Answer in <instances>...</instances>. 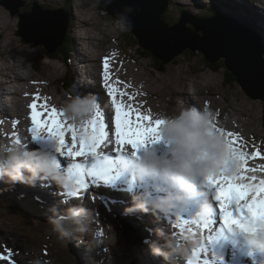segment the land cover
I'll return each mask as SVG.
<instances>
[{
  "label": "snow or ice",
  "instance_id": "snow-or-ice-1",
  "mask_svg": "<svg viewBox=\"0 0 264 264\" xmlns=\"http://www.w3.org/2000/svg\"><path fill=\"white\" fill-rule=\"evenodd\" d=\"M102 79L114 109V116H109L108 122H105V112L101 105L97 104L92 118L82 122V127H77L75 123H68L60 109L49 105L47 98H44V103H38L41 97L37 95L29 104L31 141H55L56 153L68 161L70 166L66 173L74 182L76 190L67 191L66 196L79 198L92 187H114L123 177L128 191L138 187L140 192L155 197V200L180 197L175 199L170 211L158 212L159 216L170 217L181 202H186L187 193L191 191L177 189L157 174L138 178L133 167L149 145L162 139L160 130L166 121L154 119L150 110L145 114L140 108L122 99L127 96L135 100V95L118 87L126 82L113 81L110 57L103 59ZM215 114L216 117L220 115L218 112ZM113 121L114 148L112 152L101 151L102 147L108 148L112 143ZM210 124L215 132L225 138L226 152L218 168L202 177L205 191H211L212 195L194 217L207 235L203 237V246L195 253L196 258L187 260V264H214L209 245L215 243L225 231L244 234L250 244L264 254V178L248 175L257 171L249 166V160L264 159V153L258 148L248 152L246 147L249 141L244 140L240 133L219 126L217 120L210 121ZM68 133L71 134L70 141ZM15 143H20V140H15ZM168 143L171 145L170 141ZM126 146H131V151L126 150ZM81 157L83 160L79 161L77 158ZM55 162L59 167L56 156ZM261 168L264 169V165ZM92 199L95 200V197ZM188 223V219L177 216L176 223L172 224V234L178 235L177 230H182L183 225ZM5 253H0V261L16 264L13 250L6 248ZM201 256H204L203 261ZM216 264H223V257Z\"/></svg>",
  "mask_w": 264,
  "mask_h": 264
},
{
  "label": "rangeland",
  "instance_id": "rangeland-1",
  "mask_svg": "<svg viewBox=\"0 0 264 264\" xmlns=\"http://www.w3.org/2000/svg\"><path fill=\"white\" fill-rule=\"evenodd\" d=\"M34 1L35 0H29L28 2H30V5H31L33 4ZM46 1L50 2L52 5H58L59 7H61L62 2H63V0H58V1L46 0ZM198 1H200L198 3L199 5L201 6L205 5V9L202 10V15L206 12L208 13L210 9V0H198ZM87 2L88 4L84 5ZM171 2L173 4L172 12H171V19L172 21H174V23L177 22L180 18V15L177 14L175 7H178L180 10H187V11L191 9H196V7L184 4L185 2H188L186 0H171ZM85 3H84V0H74L72 3L73 7H74V4L76 5L75 6L76 7L75 8L76 19L74 22V30H72V34H73L72 35V48L75 51L74 58L72 60V68H73L72 79L75 82V84H78V83L80 84V81L82 79H80L78 76L79 72H77V79L74 77V73H76V69L74 66H77V65L79 66V62L81 63V61L85 58L81 56V53H83V51L80 52L81 48H79L80 46L79 41L81 39L79 40L78 39L79 37L77 36H84L86 33H89V36H91L97 33V35L102 37L103 44L98 45L96 47L95 45L97 44V42H94V43L92 42L90 43V45L86 44V49L88 48L89 50L90 48L89 53H88L90 62L91 60H94V63H96L97 68H98V62L96 61H99L100 56L106 54L107 51L111 47H115L114 42L116 43L117 41H119V43L123 46V48L127 49L130 53L136 54L137 64H133L132 69H133V72H135L139 77L138 83L143 87V88L141 87V91H142V95L144 94L143 97L145 98L146 103H141L142 105L140 107L137 106L138 105L137 104L135 105V107L141 108V110L144 113L145 111L146 113H148L150 110L151 113L157 116H161L160 112L164 111L165 112L164 116L166 114L172 116V115L178 114V112L181 109L193 107L194 101H200V100L204 101L206 99L211 98L210 101L212 102H210V110L211 112H216V113L218 112L220 114L219 116L216 117V120L218 121L219 124H222L227 131H233L230 125L233 123L234 125L238 124V120L236 119H241L245 127L248 128L249 132L253 131V133L255 134L264 136V128H263L264 127V102L258 101V103L256 104L251 98L248 97V95L246 94V92L243 90V88L240 86L238 82L230 86H225L223 83L224 80H223L222 72H214L211 69H203V65L206 64L204 63V60H202L199 57H196V58L191 57L189 56V54H186V52L185 53L182 52L181 54L174 57V59L168 64V67H166V71L164 72L165 74H160L159 72L156 71V69L153 68V66H151V63L153 65L158 66L159 68H161L162 65H159L156 62H152L148 58L139 57L136 53V50H137L136 47L128 44L130 42L128 41L127 36L131 35L130 34L131 31L122 29L119 22H117L116 20L106 15L107 13L105 12L104 9H98L96 6H92L89 1H86ZM82 5H84V8L86 9V11L83 9ZM2 7L5 8V10L7 11V14L13 20V23H14L13 31L14 32L13 31L11 32L12 33L11 36L13 38H16V42H19L20 39H22V36H21L22 33L24 34L25 37H28L27 39L28 41H31L30 39L41 41L42 38L47 39V35L51 36L52 41H53L56 37L60 36L58 27H55V28L49 27V29L51 30L49 31V30H46L45 26L41 24H37V23L31 24V25H24L23 29H20V18L17 15L13 16L12 12L8 10L6 7L4 6ZM26 11L28 10L25 7H22L21 12H26ZM50 13L53 14L57 18V19L54 18V21L56 20L59 21L60 19L59 14H55L53 12H50ZM261 14L263 13L261 12ZM36 15L37 14H35L33 17H25V18L33 19L34 17H36ZM52 21L53 20H50V22ZM61 26L59 28H61ZM192 27L193 26H191L190 29ZM83 29L87 30V32L83 31ZM21 30H22V33H21ZM3 37L4 35L2 34L0 36V42H1L0 45H2L4 42ZM109 38L112 40L111 42ZM92 39H94V37H92ZM59 41H60V37L57 38L56 43H58ZM81 42L83 41H80V43ZM24 43L28 44L30 42L25 41ZM69 43L71 44V38H69ZM31 45L36 46V47H34L33 50L26 51L28 58H35L36 56L40 54H41L40 55L41 58L38 57L40 60L35 61L32 65L29 66L30 70L34 72V74L28 78V80L30 81L24 78L23 81H21L19 84H17L18 86H16V89L17 88L20 89L19 91V94L21 95L20 98L23 97L22 108H24L27 111H30L29 104L33 102L34 100L33 96L36 97L37 94L40 97H42L41 100L38 101V103H44V98L47 97V103L52 104V106H54V104L58 106V101L65 102L66 99L70 100L69 98H67V94L63 90L64 86L62 85L63 77L68 72L67 68H65L64 64L61 61H57L53 58H50L45 52L43 46L36 45L35 42H33V44ZM38 52L40 53L38 54ZM94 54L95 55L97 54L95 58L93 57ZM185 55H188V56L185 57ZM2 57L4 56L0 55V58ZM119 58H121L122 63H123L125 61L124 53L120 52ZM90 62L87 64L85 68L87 69L90 68V70L92 69L93 71V67L91 66ZM112 62H111L112 66L113 65L118 66ZM36 63L44 64L45 68L38 70L35 65ZM24 71L26 72V74ZM51 71H53L54 74H50ZM16 72H18L20 75L23 74L21 75L23 77L27 75L28 71L25 68L20 69V70L18 68L16 69ZM203 72H209L211 75H207V77H204L199 80L200 76L205 74ZM129 75L133 76L130 73L124 74L125 77H128ZM121 76L122 75L118 77V75L116 74L115 76H113V81L115 82V80H119V81L125 82V79L123 78V76L122 77ZM93 77L96 78V74H94ZM212 77L214 78V80H210ZM1 79L4 80L3 78ZM187 83L189 84L187 85ZM192 83L198 84L199 89L196 90L195 86ZM122 84L123 83L119 84L118 87L124 90L123 86L125 85V83L123 85ZM187 89H189V91H187ZM129 93H135V91L129 92ZM16 95H15V98H16ZM27 96H29V98ZM224 96L226 97V101L224 100ZM232 97H234V99L236 98V100H232ZM242 97L247 100L243 99ZM125 98L123 97L122 99L126 101V103H129L128 98L126 99ZM137 98L139 99L140 97H138L137 95ZM187 100H189L190 103L185 104ZM9 101L10 99L6 100V103L8 104V106L11 105V103L9 104ZM130 104L132 103L130 102ZM12 109L14 111L13 106H12ZM106 110L104 111L105 116L108 112H110L111 115L113 114V108H112L111 103L108 104V108ZM225 111H226V114L224 113ZM228 112L229 114H227ZM222 113L224 115H221ZM153 114L151 115L153 116ZM229 115L232 117L233 123L230 122ZM227 117L229 118L227 119ZM259 117L261 121H259ZM30 124L31 123H28V127H27V130H28L27 138L29 140H31V133L29 131L31 127ZM247 134L249 133L247 132ZM259 142L261 144V148L264 147V139L259 138ZM35 147L38 149H41L42 145L36 144ZM3 189L4 188L0 187V190H3ZM43 212L44 211L42 209L41 210L37 209L35 213L38 216L43 215L44 222L50 225L52 230L58 236L59 240L63 244H65V246L68 249H70L71 251L73 249L78 250L77 239L75 241V239L73 240L71 237L80 236L78 241H83L84 243H86V237L84 236V234H77L71 237H66V236L61 235V233L57 232L54 229V226L52 225V223L50 222L48 218L49 216ZM29 218L26 215H24L23 212L9 211L8 209L4 208V206L0 205V252L5 253L6 248L12 249L14 253L13 257L21 259L22 254H16L15 251H18V250L24 251V249H28L29 251L34 253V254L24 253L25 255H23V257H27L28 264L31 263L29 262L30 260H33V262L39 261L40 264H48L47 262L44 263V259L42 258V256H40L41 254L40 249L43 248L44 244H50V241H53L54 245H50V250L52 253L51 257L55 259L63 260L64 262L65 261L73 262V264H75L73 258L68 255V253L64 250V248H62V246H60L56 242V240L53 238V236L50 234V230L47 228L48 226L45 227L44 225L41 224L42 223L41 221L38 222L36 219L33 220L31 219L30 216ZM35 226L37 227L36 232L42 240H33L30 238V237L32 238L34 237ZM125 229L126 228L123 229V232L125 231ZM7 242L10 243V245L12 246H10ZM127 244L130 245L129 242ZM130 246L134 248L129 247L128 249L124 250V252L129 253V254L128 256H125L126 259H123V262H128L132 256V253H131L132 249L134 250L135 248L137 249L136 246H133V245H130ZM87 262H84V263H87ZM106 262L108 261L106 260ZM96 263L105 264V260L104 258L102 259L98 258L96 259ZM111 264H118V263L112 262Z\"/></svg>",
  "mask_w": 264,
  "mask_h": 264
},
{
  "label": "clouds",
  "instance_id": "clouds-1",
  "mask_svg": "<svg viewBox=\"0 0 264 264\" xmlns=\"http://www.w3.org/2000/svg\"><path fill=\"white\" fill-rule=\"evenodd\" d=\"M118 22L122 29L130 27V21L124 13L118 14ZM96 105L95 96L75 97L66 100L60 110L68 120L82 123L92 118ZM159 119L166 121L161 126L160 134L172 144L170 155L161 156L149 147L141 158L134 162L137 177L162 173L183 191H193L191 182L216 170L226 152L225 138L215 132L210 124V121L216 120V114L209 110L198 111L189 107L181 109L176 115L162 116ZM26 171L31 173V176H26ZM40 173L51 176L66 192L75 187L67 173L57 167L55 154L39 149L32 150L21 143H0V180L7 178L13 184L31 182ZM136 199L135 207L140 210L147 212L151 207L159 212H166L174 207L175 199L180 197L160 200L144 197ZM86 213L87 209L71 207L64 217L50 218V222L57 232L70 237L85 230ZM158 234L162 238L165 236L163 232ZM151 251L154 255L163 256L169 264H175L172 257L184 250L168 237L164 238L163 247L152 245ZM33 264L40 262L34 261Z\"/></svg>",
  "mask_w": 264,
  "mask_h": 264
},
{
  "label": "bare ground",
  "instance_id": "bare-ground-1",
  "mask_svg": "<svg viewBox=\"0 0 264 264\" xmlns=\"http://www.w3.org/2000/svg\"><path fill=\"white\" fill-rule=\"evenodd\" d=\"M43 1H46V0H43ZM47 2V1H46ZM51 6H55V7H58V5H52L50 2H48ZM264 3V2H263ZM76 5L74 4V7H75ZM73 8V4L70 6V9H72ZM196 12L197 13H199L200 11H198V10H196ZM263 16H264V14H262ZM262 15L260 16V18L258 19V20H260L261 18H262ZM219 16L220 17H224V16H221L220 14H219ZM238 16H240V17H242L243 19H244V21H246V16L245 15H238ZM225 17H228V18H231V17H229V16H225ZM232 19H236L237 20V18L235 17V18H232ZM68 20H69V12H68ZM39 21V20H38ZM238 21V20H237ZM239 23H241L243 26H244V24L242 23V22H240V21H238ZM66 23H67V19H66ZM62 24V26H61V28H59L58 30H59V32H60V34L63 32V29H64V25H65V17H64V15H61V18L59 19V26ZM13 25H14V23H13V20H12V18L11 17H9V15L7 14V11L5 10V8H3L1 5H0V34H3L4 35V37H3V46L2 45H0V55H2V56H4V57H2V58H0V84H1V88H3L4 90H6V98L5 97H2V95L0 96V100H1V103H0V105L3 107H5V105H2V104H5L4 102H6V100H7V97H11L10 98V100L14 103V106L15 107H17L19 110H21V108H22V103H23V101H22V99H23V97L22 98H20V96H19V94L18 93H15V94H10V92H8L7 91V89L6 88H4V85H9V84H13L14 85V87L16 88V86H18L17 84H19L21 81H23V79L25 78L26 80H28V78L31 76V75H33L34 74V72H32V70H30V68H29V66L30 65H32L35 61H39L40 59L39 58H41L40 57V55H38V56H36L35 58H28V56H27V54H26V51L27 50H33V48L34 47H36V46H33V45H31V44H33V43H28V44H26V43H24V41L22 40V39H20V41L19 42H16V38H13L11 35H12V31H13V29H14V27H13ZM83 28H85V27H83ZM68 29H69V33H70V38H71V44H70V47H71V50H72V28H70V26H69V21H68ZM83 31H86L87 32V30H84L83 29ZM14 32V31H13ZM5 33V34H4ZM77 37H79L78 39L80 40V41H83V42H81L80 43V41H79V44H80V46H79V48H81V50H80V52L81 51H83V53H81V56L84 58L82 61H81V63L79 62V66L77 65V66H74L75 67V69H76V73H74V77L77 79V72H79V74H78V76H79V78L80 79H82L81 81H80V84L78 85V84H75V82L73 81V79H72V84L74 85V86H76L77 88H79L80 90H82V91H85V92H83L84 93V95H85V97L86 96H95L96 97V99H97V104H100L101 106H103L104 105V103L105 102H109V103H111L110 101H108V100H106V99H104L103 97H102V95L103 94H105V91H104V88L102 87V86H100L99 85V79H98V68H97V65H96V63H94V60H91V62H90V58H88V53H89V50H88V48L86 49V44L87 45H90L89 44V42H91L90 41V36H89V33H86L84 36H77ZM109 37V36H108ZM107 37V38H108ZM261 38H264V36L263 35H261L260 36ZM92 39V38H91ZM110 39V38H109ZM108 39V40H109ZM113 39V38H112ZM107 40V41H108ZM112 40L110 39V42H111ZM15 42V43H14ZM1 43V42H0ZM92 43V42H91ZM109 45V44H108ZM114 45H115V42H114ZM40 46V45H39ZM94 46V45H93ZM96 47V46H95ZM106 47H107V45H106ZM110 47V46H109ZM94 48V47H93ZM92 48V49H93ZM100 48V47H99ZM88 50V51H87ZM108 50V49H107ZM39 51V50H38ZM72 51H74V50H72ZM105 51V50H104ZM79 52V51H78ZM99 52V51H98ZM106 52V51H105ZM40 52H38V54H39ZM119 53L120 52H118L117 53V56H116V58L114 59V61L112 62V63H114L115 65H119V64H121L122 63V60H121V58H119ZM73 55V57L71 58V62H72V60H73V58H74V53H72ZM103 54V53H102ZM107 54V53H106ZM79 55H80V53H79ZM101 55V54H100ZM97 56V54L95 55H93V57L95 58ZM39 57V58H38ZM99 57V56H98ZM101 57V56H100ZM108 57H111V56H108ZM103 58V57H102ZM102 58H101V60H102ZM101 60L100 61H96V62H98V66L101 68V69H103V65H102V62H101ZM91 63V66L93 67V71H92V69L90 70V68L89 69H87V68H85L86 66H87V64L88 63ZM36 65V68L38 69V70H41L42 68H45V65L44 64H41V63H39V64H35ZM114 66V65H113ZM19 68V70L20 69H23V68H25V69H27V75L26 76H21V75H23V74H19L18 72H15L14 71V69H18ZM26 71V70H25ZM24 71V72H25ZM81 71H83V72H81ZM115 73H116V71H114ZM118 72V71H117ZM23 73V72H22ZM25 74H26V72H25ZM50 74H54V72L53 71H51L50 72ZM94 74H96V78H94L93 77V75ZM130 74H132L133 76H128V77H123L124 79H125V82H126V84L123 86L124 87V90L125 91H127V92H133V91H135V93H132V94H134L135 95V100H132V99H130L129 97H127V96H125L126 98H128V101H129V104H130V102L135 106V105H137V106H141L142 104L141 103H146L145 102V98L143 97V95H142V91H141V85L138 83V81H139V77H138V75L135 73V72H132V73H130ZM120 76V75H119ZM118 76V77H119ZM122 77V76H121ZM141 77V76H140ZM1 78H3L4 80H2ZM46 79H47V77H46ZM45 79V80H46ZM79 79V80H80ZM121 79V78H120ZM28 81H30V80H28ZM116 81V80H115ZM52 82V81H51ZM76 82H77V80H76ZM141 83V82H140ZM124 84V83H123ZM122 84V85H123ZM27 87V86H26ZM26 87H25V89H26ZM143 88V87H142ZM31 89V88H30ZM30 89H28V90H30ZM24 91V90H23ZM41 92V91H40ZM3 94H5V93H3ZM17 94V95H16ZM22 94V93H21ZM26 94V93H25ZM15 95H16V98H15ZM28 95V94H27ZM38 95V94H37ZM36 95V96H37ZM137 95H138V97H140L139 99L137 98ZM32 96V95H31ZM43 96V95H42ZM28 98H29V96H27ZM34 98H35V96H33ZM44 97V96H43ZM124 97V98H125ZM42 98V97H41ZM47 98V97H46ZM125 98V99H126ZM31 99H33V98H31ZM25 100H27V99H25ZM126 102V101H125ZM195 102L196 101H194V105H193V107L192 108H195V109H197L198 111H203V108L202 107H200L199 105H195ZM210 102H212V101H208V104H209V108H208V110L211 112V110H210ZM50 103V102H49ZM64 102H59L58 101V106H56L55 104H54V106L55 107H57L58 109H60V107H61V105L63 104ZM140 103V104H139ZM199 103V102H198ZM49 105H51L52 106V104H49ZM145 105V104H144ZM24 106V105H23ZM138 108V107H137ZM141 109V108H140ZM107 111V110H106ZM242 112V111H241ZM164 111H161L160 112V114H161V116H157V115H155V114H153V113H151V114H153V118L154 119H159L160 117H162V116H164ZM213 113H216V112H213ZM225 114H226V111L224 112ZM145 114H147L146 113V111H145ZM227 114H229V113H227ZM221 115H224L223 113L221 114ZM109 116H111V114H110V112H108L107 114H106V119L108 120V117ZM165 116H170V115H168V114H166ZM229 117H227V119H228ZM13 119V115H11V111L8 109L7 110V113H6V115L5 116H3V117H0V122H2V121H6V125H5V130L4 131H2L4 134H6V136H10V135H13L17 130H19V128L17 127V125H19V124H21V123H24L25 122V117L24 116H18V118H17V120L11 125V131H9L8 130V128H7V121H10V120H12ZM68 123H77V122H73V121H71V120H68ZM230 123V122H229ZM25 124H26V122H25ZM219 124V123H218ZM30 126H31V124H30ZM219 126H223L222 124H219ZM231 126V128H232V130L234 131V132H238V133H240V135L245 139V138H247V137H245V135L244 134H242L240 131H239V128H236L235 126H234V124H231L230 125ZM243 126H245V125H243ZM224 127V126H223ZM247 129V132L250 134V135H256L255 133H253V131L252 132H249L248 131V128H246ZM45 135H46V133H45ZM28 136L25 134L24 135V140H25V142L27 143L26 145L28 146V147H30L31 149H34V146H32L31 144H30V142H29V140H28V138H27ZM67 138H69V135H68V137ZM249 141V140H248ZM25 142H23V144L25 143ZM112 142H113V144H110L109 146L111 147V146H114V136H113V134H112ZM15 143V142H14ZM34 143L35 144H38V145H42V146H44L45 147V151H48V152H53V151H56V147H57V145H56V143L55 142H53V141H50V140H46V139H40V140H38V141H34ZM252 145V143L250 144V146ZM149 147H151V148H153V149H155L156 151H157V153L159 154V155H161V156H168V155H170V149H171V147H172V144L170 145L169 143H168V140L167 139H161L159 142H157L156 144H153V145H149ZM129 148H131V146H129V147H127V149H129ZM35 149H38V148H35ZM40 150V149H39ZM262 152L264 153V147H262ZM261 165H264V160H262V159H250L249 160V166L250 167H253V168H256L257 169V171L256 172H254V173H248V175H256L257 177H259V178H264V169H262L261 168ZM61 170H62V168H60ZM62 171H65V172H67L66 170H62ZM25 173H27V174H31V173H28L27 171L25 172ZM43 174V173H42ZM39 177L40 178V175L39 174H37L36 175V177ZM52 177L51 176H49V177H47V176H44L43 177V180H42V183H41V185L39 186V189H40V191H46L48 188H51L52 189V193H51V196L50 197H52V201H54V202H56L59 206H60V209L58 210V213H55V211H53L52 209V207H50L49 205L47 206V202H48V200H49V198H48V200H42V202L44 203V205H42V206H44V207H46V210H47V213L48 214H50V213H52L53 215H54V217H57V216H62L63 215V212H65L66 211V208H65V206L64 205H66L67 203H68V200H69V198L66 196V195H63V194H61L60 193V191H61V189H60V186L55 182V181H53L52 179H51ZM2 180H0V182H1ZM22 188H25L26 187V185H28V186H30V183L28 182V181H25V182H17ZM8 184V183H7ZM171 184V183H170ZM8 185H10V184H8ZM117 187H120L121 189H122V191L124 192V199H123V201H124V204H125V206L127 207V209H133V207L130 205V203H129V200H128V198L129 197H131L133 200H134V202H135V204L137 203V197H143V192H140V189H139V191L137 192V194H134L133 193V190L132 191H128L127 190V187H128V185H127V182H126V180H125V178H123V177H121V179L120 180H118L117 182H116V184H115V186L114 187H103V186H101V187H99V189H96V190H94L93 192L95 193V194H98V195H103L106 199H109V196H108V192H110L111 190H115V188H117ZM94 188H96V187H94ZM21 190V189H20ZM24 193H26L25 191H23ZM24 193H22V192H17V191H12V190H8V189H6V188H4L3 190H0V201H11V202H15V203H17V204H21V202H23L24 204H25V206L31 211V212H33L36 216H38L35 212H36V210L38 209L37 208V206L34 204V203H32L29 199H27V198H29V195L26 193V195L24 194ZM16 195H18V196H16ZM53 197H55V198H53ZM82 195L78 198V202H81L82 201ZM40 208V207H39ZM59 208V207H58ZM41 209V208H40ZM148 212L150 213V215H151V217H152V220H153V222L155 223L156 222V219H155V217L154 216H156L153 212H152V210L150 209V207H149V209H148ZM45 213V212H44ZM129 213V212H128ZM46 214V213H45ZM47 215V214H46ZM128 216H129V214H128ZM40 219H42L43 221H44V219H43V215H41V216H38ZM50 218V217H49ZM159 232H162L160 229H157V234L159 233ZM199 232V231H198ZM165 235H168L169 236V234H170V231L169 230H164V232H163ZM187 234H189V230L187 229V232H186ZM79 234H84V233H82V232H80ZM190 235V234H189ZM207 235V234H206ZM205 235V236H206ZM84 236L86 237V238H89L88 237V235L87 234H84ZM202 236H204V235H202ZM160 238H162L161 236H160ZM203 238V237H202ZM194 239H192L190 236H188V235H184L181 239H180V241L178 242L179 243V245H178V247L179 246H181V248L184 250V251H182L180 254H184L183 256H181V257H178V258H176V260L177 259H180V258H183V260H189V259H192L193 258V255H194V250H195V246L196 245H194V244H192V241H193ZM2 242V241H1ZM185 246L187 247V249L185 248ZM239 248V247H238ZM246 249H248L250 252H252L253 251V247L251 246V245H246V247H245ZM186 249V250H185ZM256 248H254V250H255ZM69 250V252L70 253H72L73 255H75V257L76 258H79V259H81V260H83L84 262H87L88 260H87V258L85 257V255L78 249V250H75V249H73L72 251L70 250V249H68ZM240 250H241V248H240ZM2 251V250H1ZM1 253V252H0ZM232 254L234 255V253H233V251H232ZM25 255V254H24ZM235 256V255H234ZM162 260H164V262L165 263H167V261L162 257V256H159ZM180 260H182V259H180ZM152 261H153V263L154 264H158L157 263V260H155V258H152Z\"/></svg>",
  "mask_w": 264,
  "mask_h": 264
},
{
  "label": "water",
  "instance_id": "water-1",
  "mask_svg": "<svg viewBox=\"0 0 264 264\" xmlns=\"http://www.w3.org/2000/svg\"><path fill=\"white\" fill-rule=\"evenodd\" d=\"M95 1L104 6L115 20H118V14L124 13L128 21H130L128 29L132 34L137 36L140 44L145 49L151 51L158 60L170 63L169 59L187 47H190L193 51L205 53L206 58L214 62L225 59L230 70L235 71L233 68L237 67V71L239 72L238 78H242L243 82L241 85L249 92V95H253V97L251 95L248 97H252L251 99L256 104L258 101H261L254 99L264 93V63H262L264 56L260 49L256 51L254 49L255 46L252 45L253 43H256L257 46L259 45L255 41L257 38H252L251 35L248 36L253 40L244 38V36L229 28V24L226 23L227 21L223 17H221V20L200 21V25L195 24L196 31L194 32L186 29L185 26L188 20L184 19L170 31L171 36H169L164 29L157 27V22L161 21L162 10L160 12V8L164 4L160 0ZM1 2L6 3L7 0H2ZM0 5L2 4L0 3ZM183 18L193 20L187 15H184ZM228 19L229 21L236 20L232 18ZM236 22L230 24L234 25L239 31L248 32L245 26L238 21ZM200 32L203 33L204 38H200ZM31 41L36 44H42L41 41L34 39ZM248 41L253 43H249ZM49 51L53 52L52 50ZM233 51L238 52V54ZM235 54L239 56L242 63H246L247 65L240 63ZM246 70L248 71L247 76L241 77L243 72L246 74Z\"/></svg>",
  "mask_w": 264,
  "mask_h": 264
},
{
  "label": "trees",
  "instance_id": "trees-1",
  "mask_svg": "<svg viewBox=\"0 0 264 264\" xmlns=\"http://www.w3.org/2000/svg\"><path fill=\"white\" fill-rule=\"evenodd\" d=\"M220 15H221V16H229V15H227L225 12H221ZM231 18H235V17H231ZM172 23H174V21H173ZM245 23H246L248 26H250L251 28H253V29H256V28H257V26H256L255 23H254V24H253V23H250L248 20H246ZM70 28H71V27H70ZM132 38L135 39V41L137 42L135 36H132ZM137 43H138V42H137ZM72 50H73V48H72ZM65 51H66V50H65ZM139 52H140V56H141V57L152 59V57H151V53H149V52L143 50L142 48H141V50H140ZM48 55L53 56L54 54H50V53H48ZM50 56H49V57H50ZM53 57H54V56H53ZM50 58H51V57H50ZM154 60H155V59H154ZM152 62H153V60H152ZM155 62H156L157 64H161L160 61L155 60ZM219 65H220V64H217L216 66H213L212 69H214L215 71H218V70H219V67H218ZM151 66H152V65H151ZM153 67H154L155 69H157V68L159 69V67L156 66V65H154ZM158 69H157V70H158ZM159 71H162V72H163L164 69H163V68H160Z\"/></svg>",
  "mask_w": 264,
  "mask_h": 264
}]
</instances>
